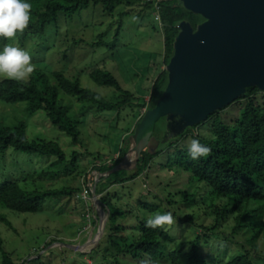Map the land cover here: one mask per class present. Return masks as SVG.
I'll return each mask as SVG.
<instances>
[{"label": "rangeland", "instance_id": "rangeland-1", "mask_svg": "<svg viewBox=\"0 0 264 264\" xmlns=\"http://www.w3.org/2000/svg\"><path fill=\"white\" fill-rule=\"evenodd\" d=\"M155 11V4L144 0H131L129 3L124 0L113 11L104 8L101 1L91 2L73 16L60 14L58 21L49 26L42 37L30 36L23 42L15 41L11 45L30 54L35 73L41 71L48 75L53 71H62L65 76L78 80L83 87L100 94L108 102L122 98V92L108 86H99L90 78V71L101 68L112 72L123 89L136 96H143L147 101V91L151 80L159 71L165 50L163 25L156 20ZM49 78L52 80V76ZM61 95L72 115L81 121L78 143L73 144L69 135L52 126L43 111L30 115L26 102L10 104L0 101V126H13L23 121L27 124L29 139L56 141L68 160L73 153L78 154L75 167L69 164L66 171L38 178L35 170L45 167L51 159L29 157L9 149L4 156V163L16 177H26L24 183L28 188L37 185L42 189L76 186L83 189L91 180L87 177L88 173L98 183L103 176L92 170L93 162L98 160L96 163L99 164L116 158L119 148L124 146L126 132L135 129L138 118L147 110L145 106L140 108L136 105H127L118 111L102 110L75 95ZM257 97L264 105V94L258 93ZM241 107L239 103H233L220 113L221 117L230 121ZM211 121L209 118L197 128H188L187 133H182L184 136H174L177 137L173 141L175 145L168 146L154 158L147 176L143 174L124 185L107 189L104 194L106 202L112 206L118 205L123 211L117 223L127 229L121 231L120 235L135 233L133 227L140 220L171 212L174 223L162 228L173 239L166 248L185 250L191 247L193 240L200 238L201 252L210 262L234 258L238 251L237 244L245 242V239L240 240V236L233 232L236 224L234 217L238 213L228 216L218 228L217 234H213V231L207 230V227L212 226L213 216L209 214L205 218L203 215L210 212L211 208L207 187L202 183H189L186 175L180 172L174 174L166 166L175 146L188 147L190 139H197V134L201 138H209L212 132ZM157 127L160 134L166 129V123L161 121ZM163 135L161 133V137ZM159 144V140L152 136L148 152L154 153ZM129 146L130 140L128 148ZM134 171H129L128 174ZM185 189L193 191L197 196L186 204L169 203L171 199L179 200L181 196L177 194ZM91 196L89 194L85 198L86 203L81 202V205L70 196H53L44 203L42 211L37 213L15 212L0 207V216L12 224L8 226L5 221L0 220V240L4 250L11 254L16 263L39 258L37 264H144V259L117 254L111 247L112 242L119 241L117 236L120 235L116 234L111 240L107 238L108 209L102 204L101 218ZM144 201L157 205L158 208H144ZM251 204L263 207L264 201H254ZM102 219H106V224L100 242L89 245V241L98 238ZM258 220L264 221V213L262 218H254L253 222H259ZM255 244L259 253L264 255V229L256 238ZM69 245H84V249H74ZM1 252L0 249V264H3ZM254 263L264 264V259L256 258Z\"/></svg>", "mask_w": 264, "mask_h": 264}, {"label": "trees", "instance_id": "trees-1", "mask_svg": "<svg viewBox=\"0 0 264 264\" xmlns=\"http://www.w3.org/2000/svg\"><path fill=\"white\" fill-rule=\"evenodd\" d=\"M100 1L104 8L113 11L116 5L123 3L124 0H25L31 5L29 25L22 34L17 33L12 40L0 38V51L15 41L23 42L30 36L42 37L47 28L58 21L60 14L73 16L82 8L89 6L91 2L98 3ZM127 2L129 3L131 0H127ZM159 11L164 30L165 50L159 71L151 80L150 89L147 91L149 100L145 101L143 96H136L131 91L123 89L112 72L96 68L90 71V78L99 86H108L117 92H122V98L108 102L100 94L83 87L78 80H72L65 76L62 71H53L48 75L37 71L31 74L27 83H18L9 79L0 80V101L10 104L26 102L30 115L43 111L50 124L69 135L73 144L80 142L81 121L72 115L61 94L75 95L80 100L95 104L102 110L118 111L127 105H136L140 108L145 106L147 109L154 107L168 83V72L162 66H167L173 55V44L180 31V23L187 21L195 29L199 23L204 21L200 14L189 11L178 0H161ZM51 76L52 80L49 78ZM258 93L264 94V91L255 86L247 88L245 94L233 102L239 103L242 107L230 121L221 117L220 113L233 103L209 116L212 120L211 136L201 138L195 134L201 144L211 149L207 157H201L194 161L188 155V147L175 146L166 163L168 169L174 174L180 172L186 175L189 183H202L207 187L211 208H209L210 212L203 215L205 218L209 214L213 216L212 226L207 227V230L217 234L218 228L229 218L228 216L238 213L234 217L236 224L233 232L240 236V240L245 239V242L241 245L237 244L238 251L234 258L229 261L210 262L208 257L201 252L200 238L193 240L191 247L185 250L166 248V245L173 241L172 237L162 228L145 227L146 220L137 222V225L133 227L136 230L135 233L127 236L120 235L121 231L127 229L126 226L117 223V219L123 214V211L118 205L108 204L104 194L108 188L124 185L143 174L147 176V171L151 168L154 158L168 146L175 145L173 141L177 137H171L167 129L159 134L160 129L157 124L161 121L166 123L165 118H161L154 128L152 136L160 142L154 153H149L147 149L143 150L134 172L128 174L127 170H119L108 177H102L97 183L96 193L100 196L101 203L109 211L106 236L111 240L116 234L120 235H116L119 239L118 242L111 243V247L117 254L129 255L134 259H144V264H162V262L164 264H255L256 258L264 259V255L259 253L257 244H255L256 238L264 229V221L253 222L254 218L257 220V218L263 217L264 206L258 207L251 204L254 201H264V105L257 99ZM142 116L140 115L138 121ZM201 124L195 125V128ZM189 129H186L185 133ZM133 132L134 129L126 132L123 139L124 146L119 148L116 158L99 164L96 163L98 161L96 160L91 165L92 170L105 173L121 162L127 153L128 139ZM161 133L164 134L162 137ZM9 149L27 154L29 157L51 159V162L45 167L35 170L38 178L54 176L66 171L70 165L75 167L78 161L76 152L68 160L64 150L56 141L29 139L27 124L23 121L13 126H0V207L15 212L37 213L42 211L44 203L53 196L73 197L78 205L85 202L79 196L82 191L79 186L42 189L36 185L34 188H28L25 184L26 177H16L10 167L4 163V156ZM87 177L91 179L90 184L93 185L95 180L91 174L88 173ZM177 195L181 196L179 200L171 199L169 200L170 204H186L197 196L193 191L189 192L187 189ZM142 206L152 210L158 208L157 205L153 206L145 201ZM189 217L192 219V216L189 215ZM0 220L5 221L8 226H12L4 217L0 216ZM208 237L210 238L211 235ZM0 249L2 250L3 264L38 263L39 258L29 261L25 259L19 263L14 262L11 254L4 250L1 240Z\"/></svg>", "mask_w": 264, "mask_h": 264}, {"label": "water", "instance_id": "water-1", "mask_svg": "<svg viewBox=\"0 0 264 264\" xmlns=\"http://www.w3.org/2000/svg\"><path fill=\"white\" fill-rule=\"evenodd\" d=\"M178 1L204 21L195 29L187 21L180 23L166 66L168 83L154 107L136 124L123 160L101 173L103 177L119 170H136L161 118H165L170 136H178L232 104L247 88L264 91V0ZM131 153L133 158L128 160ZM96 186L95 181L94 203L102 211ZM105 224L106 219L101 221L96 242Z\"/></svg>", "mask_w": 264, "mask_h": 264}, {"label": "clouds", "instance_id": "clouds-1", "mask_svg": "<svg viewBox=\"0 0 264 264\" xmlns=\"http://www.w3.org/2000/svg\"><path fill=\"white\" fill-rule=\"evenodd\" d=\"M160 2L161 0H159V3ZM149 3L154 4V2ZM159 3L158 8L155 6V15L156 13H159L160 15ZM30 11L31 5L25 2V0H0V38L12 40L16 37L17 33L22 34L29 25ZM158 21L161 22V16ZM34 70L35 65L32 63V57L24 49L9 44L3 48V51H0V79H9L18 83H27ZM210 151L211 149L208 146L201 144L198 139H190L188 143V155L194 161L199 160L201 157H207ZM91 186L93 188L94 184ZM90 194L92 195V201H94L93 191ZM97 196L100 198L99 195ZM95 207L97 208L96 205ZM97 212L100 214L101 210H98L97 208ZM173 223L174 217L171 212H168L163 215L156 214L153 217H149L145 222V227L152 229L164 228L165 225L170 227ZM95 242L96 239H93L92 241H89V245H93ZM75 248L84 249V246H75Z\"/></svg>", "mask_w": 264, "mask_h": 264}, {"label": "built area", "instance_id": "built-area-1", "mask_svg": "<svg viewBox=\"0 0 264 264\" xmlns=\"http://www.w3.org/2000/svg\"><path fill=\"white\" fill-rule=\"evenodd\" d=\"M146 2H154L155 6L158 8V3L159 0H144ZM156 19L160 20V15L159 13H156ZM93 191L91 184L89 183V185H87L86 188H83V190L79 193V196L81 198H83L85 200V198H87V196H89V194Z\"/></svg>", "mask_w": 264, "mask_h": 264}, {"label": "bare ground", "instance_id": "bare-ground-1", "mask_svg": "<svg viewBox=\"0 0 264 264\" xmlns=\"http://www.w3.org/2000/svg\"><path fill=\"white\" fill-rule=\"evenodd\" d=\"M133 158V153H131L129 156H128V160H131Z\"/></svg>", "mask_w": 264, "mask_h": 264}]
</instances>
